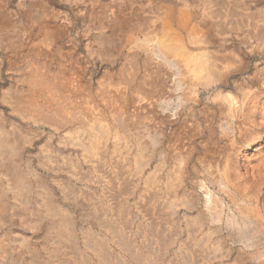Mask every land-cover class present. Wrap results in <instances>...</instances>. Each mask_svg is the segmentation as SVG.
Wrapping results in <instances>:
<instances>
[{
    "label": "rangeland",
    "instance_id": "obj_1",
    "mask_svg": "<svg viewBox=\"0 0 264 264\" xmlns=\"http://www.w3.org/2000/svg\"><path fill=\"white\" fill-rule=\"evenodd\" d=\"M192 1L0 0V33L5 34H0V125L6 129L19 126L25 135L28 134V141L19 157L21 168L29 175L33 170L41 174L53 192H57L56 200L69 209H74L72 211L76 212V228L79 233L81 232V235L90 228L95 230H98V228L80 220L76 209L63 198L57 180L65 179L74 183L78 182L68 177L67 174L65 175V173L48 171L40 166L38 162L39 152L45 145L50 146L52 150L63 152L64 155L71 154L74 156L76 154L77 151L74 147L62 145L58 140L68 126H57L44 121L39 122L34 118H31V120L30 118L25 119L3 97L5 93H9V91L13 94L18 93L22 95L23 99L36 103L44 109L52 104H60L67 110H76L79 113L85 112L86 114H83L88 117H98L105 114V117L110 118L114 112L123 111L126 117L129 118L133 134L140 138L145 145V159L148 162L144 168L145 172L143 171L145 175L155 170L160 163H167L168 167H174V165L178 166L181 158L184 159V177L181 180L180 195L183 193L187 195L198 194L200 197L197 203L198 206L189 208L182 205L180 207L178 216L176 215L175 218L176 222H182L183 224L186 215H188L187 217L194 216L200 211H204L209 220L205 221V228L208 230L216 226V223L212 220L214 212L224 208V214L227 217L230 210L232 211L235 208L239 210L242 209V206H249L250 208H247V211L252 209L251 211H254L259 217L262 216L261 218L264 221V46L259 47L256 39L247 36L249 34V31H247L248 24L245 23L248 20L246 16L243 17L246 12L250 14L264 10V0L194 1L201 12H204L205 9L209 10V7H213L210 10L216 9L217 12L221 9L223 13L228 7L231 9L229 10L231 14L228 17H224V14L217 15V19L219 22L221 21L220 23L223 22L222 20L228 21L227 19H229V21L217 35L213 32L209 48L206 49L215 54V58H217L219 67H221H218L221 81L218 79L209 90H202L198 97L189 94L185 98L183 97V90H175L172 78L166 79L164 75L158 77L154 73L152 65L145 60L144 53L141 52L142 55H138V47L132 43V38L141 40L144 37L142 40H145L153 33L160 35L163 32L166 21L165 5L174 8L175 16H173V19H176L179 15L180 4L185 2L190 6ZM242 7L246 8L243 9ZM234 13L237 15L235 14V16ZM147 23L149 24L147 25ZM96 34H99V36L97 37ZM103 35L109 36L111 43L108 49L101 53L98 40ZM54 76L55 78H52ZM32 77L35 85H30L27 81H24L25 78L31 79ZM220 91H223V93ZM165 96H169L171 106L177 107L176 109L179 111L175 117H170V112L166 116L161 110L159 102ZM54 97L58 101L53 100ZM231 99L235 101L236 110L232 106ZM137 102L139 103L137 104ZM196 103L197 105L201 103V105L197 106ZM46 110H43V112H46ZM88 110L89 112H87ZM231 123H233L236 133L230 129ZM228 134L230 135L228 136ZM165 136L166 138H164ZM132 143L135 144L134 146L137 145L135 140ZM220 177L228 180L231 183L232 190L239 196V200L235 203L232 199L235 196L234 193H225L224 190H220V184L216 181V178ZM206 189H210L212 192L215 191L217 194L219 192L224 202L214 201L211 207H207L204 193ZM231 204H234L233 209L229 208ZM245 222L247 221L244 218L239 221L241 233H243V230L250 231L253 228L249 223L245 225ZM27 227L18 221L0 225V236L9 231L13 235L24 234L28 237L30 245L40 247L39 233ZM226 227L227 225L223 230V236L226 246L233 247L231 255L222 260L220 258H217L218 260L214 259L213 264L232 263L236 256L234 253L236 249L241 251L240 258L244 259L245 264H264V236L262 233H257L253 237L241 238L235 246L230 240L231 235L228 236L230 232ZM0 264L31 263L28 259L19 258L15 253L7 252L0 255Z\"/></svg>",
    "mask_w": 264,
    "mask_h": 264
},
{
    "label": "bare ground",
    "instance_id": "obj_2",
    "mask_svg": "<svg viewBox=\"0 0 264 264\" xmlns=\"http://www.w3.org/2000/svg\"><path fill=\"white\" fill-rule=\"evenodd\" d=\"M194 1H192L190 6L185 2L180 4L181 7L178 9L179 15L176 19H173V16H175L174 8L165 5L166 21L164 23V30L161 34L159 33L160 35L152 32L153 34L147 39L142 40L144 38L142 37V41L132 38V43L138 47V55H142L141 52L144 53L145 60L152 65L154 73L158 77L164 75L166 79L172 78L175 90H183L182 93L185 98L189 94L198 97L202 90H209L220 79L217 58H215V54H212V52L206 49L209 48L213 32L217 35L221 31V28L227 25L229 21V19H227L228 21L222 20L223 22L220 23L221 21L219 22L217 15L224 14V17H228L231 14L229 7L224 13L221 9L218 12L216 9V11L214 9L210 10L213 7H209V10L205 9L204 12H201L199 6ZM175 3L177 4V2ZM243 15L248 20L245 23L248 24L247 31H249V34L247 36L256 39L259 47L264 46V10L250 14L246 12ZM231 20L233 21L232 17ZM12 36L14 35L12 34ZM98 41L99 45H97L101 53H103L110 46L111 38L103 35ZM122 57L124 56L122 55ZM29 60L27 61L29 62ZM33 77L31 79L25 78L24 81H27L30 85H35ZM52 78H55V76ZM137 83L139 82L137 81ZM125 91L127 90L125 89ZM213 94L215 93L213 92ZM3 97L25 119L30 118L31 120V118H34L39 122L44 121L57 126H68L65 132H62L63 134L59 136L58 140L62 145L74 147L77 151L76 154L74 156L71 154L64 155L63 152L55 151V149L52 150L50 146L45 145L39 152L38 162L46 170L54 171L55 173H65V175L67 174L68 177L78 182L74 183L65 179L57 180L63 198L76 209L80 220L94 225L98 230L90 228V230L85 231L82 235L80 234L81 232H78L76 228V212L74 213L72 211L74 209L71 210L56 200L57 192H53L41 174L33 170L31 175H29L21 168L19 157L28 141V134L25 135L19 126H13V129L9 128L11 129L9 130L0 125V225L18 221L23 226H28L39 233L41 239L40 247H36L29 244L26 235H13L10 231L6 232L0 236V255L2 253L12 252L19 258L28 259L31 264H213L212 261L214 259L220 258L222 260L231 255L233 247L226 246L223 236V230L226 225V228L230 232L228 236L231 235L230 240L235 246L241 238L253 237L257 233H262L264 236V221L261 218L262 216L259 217L254 211H251L252 209L247 211V208H250L249 206H242V209L238 210L235 207L233 209L234 204H231L228 207L233 210H230L227 217L224 214V208L218 212H214L212 220L216 223V226L208 230L205 228V221L208 220V217L204 211H200L194 216L187 217L188 215H186V218L184 217V226L182 222H176L175 218L180 207L185 205L192 208L197 205L200 197L198 194L187 195L183 193L180 195V189L182 187L181 180L184 177V159L181 158L178 166L174 165V167H168L167 163H158L159 165L155 170L145 175L144 168L148 163L145 159V145L140 138H137L133 134L129 118L126 117L123 111L114 112L110 118L105 117V114L98 117H88L85 115V112L83 114L76 110H67L60 104H52L49 107H45L47 110L43 112L45 110L44 108L39 107L36 103L27 101V99H23L22 95L18 93L13 94L9 91ZM101 98L103 99V97ZM89 99L91 98L89 97ZM53 100H57V98L54 97ZM233 100L231 102L235 109L236 105ZM215 102L217 101L215 100ZM159 105L166 116L170 112L171 115L169 116L175 117L177 112H179L176 109L177 107L174 108L171 106L172 103L169 96H165L159 102ZM130 116L132 117V115ZM230 129L236 133L233 123L230 124ZM134 140L137 143L136 146L132 143ZM216 181L220 184V190H224L225 193L232 192L235 194L234 198H232L234 203L239 200V196L232 190L231 183L228 180L220 177L218 179L216 178ZM204 193L207 207H211L214 201L224 202L219 192L217 194L215 191L212 192V190L206 189ZM229 196L232 197V195ZM242 218L247 221L244 223L245 225L249 223L253 227L250 231L243 230V233L240 232L239 221ZM258 251L260 250L258 249ZM234 253L236 255L235 259L230 264H245L244 259L240 258L241 251L236 249Z\"/></svg>",
    "mask_w": 264,
    "mask_h": 264
}]
</instances>
